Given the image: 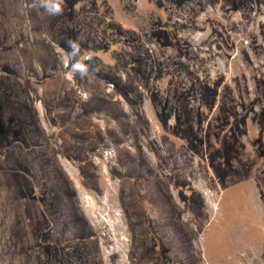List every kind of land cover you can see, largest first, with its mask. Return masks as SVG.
Returning a JSON list of instances; mask_svg holds the SVG:
<instances>
[{"label": "rangeland", "instance_id": "obj_1", "mask_svg": "<svg viewBox=\"0 0 264 264\" xmlns=\"http://www.w3.org/2000/svg\"><path fill=\"white\" fill-rule=\"evenodd\" d=\"M30 3L0 0V264H264V0Z\"/></svg>", "mask_w": 264, "mask_h": 264}, {"label": "clouds", "instance_id": "obj_2", "mask_svg": "<svg viewBox=\"0 0 264 264\" xmlns=\"http://www.w3.org/2000/svg\"><path fill=\"white\" fill-rule=\"evenodd\" d=\"M66 0H31L30 9H42L49 16L64 14ZM66 47L62 49L61 63L68 68L70 78L86 79L97 75L100 69L92 62V57H85L78 38L68 37Z\"/></svg>", "mask_w": 264, "mask_h": 264}]
</instances>
